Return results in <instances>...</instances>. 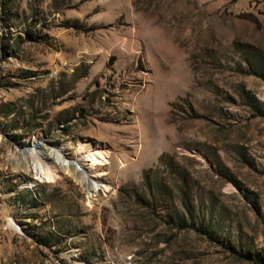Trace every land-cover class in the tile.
<instances>
[{
	"label": "rangeland",
	"instance_id": "obj_1",
	"mask_svg": "<svg viewBox=\"0 0 264 264\" xmlns=\"http://www.w3.org/2000/svg\"><path fill=\"white\" fill-rule=\"evenodd\" d=\"M0 264H264V0H0Z\"/></svg>",
	"mask_w": 264,
	"mask_h": 264
},
{
	"label": "trees",
	"instance_id": "obj_2",
	"mask_svg": "<svg viewBox=\"0 0 264 264\" xmlns=\"http://www.w3.org/2000/svg\"><path fill=\"white\" fill-rule=\"evenodd\" d=\"M164 157L165 155H161L159 161H162ZM147 174V172L144 174V178L146 187L150 194L152 195L153 193H161L163 191L162 188L158 186V183H154V181L151 180V177ZM180 179L182 180V183L180 185H176L175 187L180 208H174L173 213L169 214V222L174 224L178 229H185L194 222L195 215L192 203L190 201L187 182L183 177ZM238 256L240 255L238 254Z\"/></svg>",
	"mask_w": 264,
	"mask_h": 264
},
{
	"label": "bare ground",
	"instance_id": "obj_3",
	"mask_svg": "<svg viewBox=\"0 0 264 264\" xmlns=\"http://www.w3.org/2000/svg\"><path fill=\"white\" fill-rule=\"evenodd\" d=\"M89 152L91 151V153H88L87 157L91 160V159H95L96 161H98V164H101V161L103 159L102 155L104 154V151L102 149H99V148H89L88 149ZM29 152V151H28ZM83 153V152H81ZM31 157H33L32 159L34 160V167L35 165L37 166V160H40L39 162L43 163V158H37V152H33V151H30L28 153ZM89 154L93 157L91 158V156H89ZM36 155V156H35ZM84 156V157H83ZM82 158L80 160H76L75 162H79L81 165H84V161H85V155H83ZM36 158V159H35ZM101 158V159H100ZM75 162L73 161H61L58 165L59 167H61L62 170H64L65 172L67 173H70V174H75L77 175L78 174V178H79V182L80 183H83L85 182V177L87 178L86 180V185L87 187H92L93 188V185L94 184H97L98 185V182L97 181H93V178H97V176L99 175H96V176H92V175H87L86 173L91 171V170H86L83 168L82 169H78L76 168V165L74 164ZM45 164V163H44ZM80 164H78L80 166ZM94 165V164H92ZM49 170L51 168H48ZM77 173V174H76ZM96 186V185H94Z\"/></svg>",
	"mask_w": 264,
	"mask_h": 264
},
{
	"label": "built area",
	"instance_id": "obj_4",
	"mask_svg": "<svg viewBox=\"0 0 264 264\" xmlns=\"http://www.w3.org/2000/svg\"><path fill=\"white\" fill-rule=\"evenodd\" d=\"M88 154V153H87ZM86 154V155H87ZM85 155V156H86ZM89 156H91L90 154H89ZM91 158H93L92 156H91ZM92 164H94V165H92ZM99 166H101L100 164H98V161H96L95 159H89L87 156L85 157V161H84V165H82V167H85L86 168V170H91L92 171V169L94 168H97V167H99ZM99 189V188H98ZM88 190H91V189H88ZM91 191H94V190H91ZM94 192H96V191H94Z\"/></svg>",
	"mask_w": 264,
	"mask_h": 264
}]
</instances>
